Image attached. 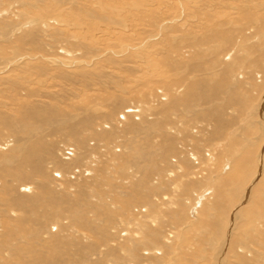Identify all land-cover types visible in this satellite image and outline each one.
Segmentation results:
<instances>
[{"label":"rangeland","instance_id":"obj_1","mask_svg":"<svg viewBox=\"0 0 264 264\" xmlns=\"http://www.w3.org/2000/svg\"><path fill=\"white\" fill-rule=\"evenodd\" d=\"M0 264H264V0H0Z\"/></svg>","mask_w":264,"mask_h":264},{"label":"bare ground","instance_id":"obj_2","mask_svg":"<svg viewBox=\"0 0 264 264\" xmlns=\"http://www.w3.org/2000/svg\"><path fill=\"white\" fill-rule=\"evenodd\" d=\"M46 24V23H45ZM49 27V26H48Z\"/></svg>","mask_w":264,"mask_h":264}]
</instances>
